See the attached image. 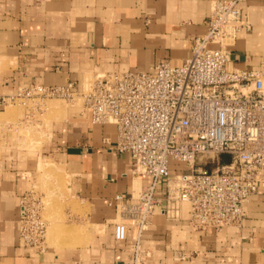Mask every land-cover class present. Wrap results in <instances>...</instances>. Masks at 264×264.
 <instances>
[{"label":"crops","instance_id":"0c3cea01","mask_svg":"<svg viewBox=\"0 0 264 264\" xmlns=\"http://www.w3.org/2000/svg\"><path fill=\"white\" fill-rule=\"evenodd\" d=\"M211 0H0L1 95L34 83L81 89L87 73L180 64L193 37L205 31ZM241 23L249 30L228 50L238 68L264 70V0H242ZM56 156L72 175L71 190L89 204V239L60 252L31 251L17 235L20 200L32 182V155L5 145L0 153V264L126 263L134 233L113 239L114 197L127 194L145 176L133 177L126 155L109 149L113 125H93L84 111L61 126ZM106 140V141H105ZM107 143H110L109 145ZM172 167H174L172 165ZM240 228L220 233L189 227L187 209L167 219L155 208L141 238L144 264H264V188L244 205Z\"/></svg>","mask_w":264,"mask_h":264},{"label":"built area","instance_id":"2783aa9c","mask_svg":"<svg viewBox=\"0 0 264 264\" xmlns=\"http://www.w3.org/2000/svg\"><path fill=\"white\" fill-rule=\"evenodd\" d=\"M240 1L211 0L205 31L180 64L96 75L87 89L28 83L0 96L3 110L15 101L80 95L91 124L114 126L109 149L149 182L114 197V241L125 242L129 229L134 236L129 261L113 264L146 262L141 238L155 208L171 220L186 208L189 227L220 233L242 226L244 205L264 188V70L234 66L228 50L249 30ZM40 204L28 193L20 201L17 235L31 251L45 249Z\"/></svg>","mask_w":264,"mask_h":264},{"label":"rangeland","instance_id":"374dc122","mask_svg":"<svg viewBox=\"0 0 264 264\" xmlns=\"http://www.w3.org/2000/svg\"><path fill=\"white\" fill-rule=\"evenodd\" d=\"M3 69L0 61V73ZM105 73H87L81 88L87 89L96 75ZM81 113L84 109L80 95H74L72 100L36 97L24 104L15 101L0 110V153L5 145L15 146L35 159L27 193L41 203V215L47 224L44 246L56 252L84 243L95 229L88 218L89 204L71 190L72 175L54 151L61 126ZM140 186L136 180L133 189ZM117 221L115 214L113 222Z\"/></svg>","mask_w":264,"mask_h":264},{"label":"bare ground","instance_id":"6f19581e","mask_svg":"<svg viewBox=\"0 0 264 264\" xmlns=\"http://www.w3.org/2000/svg\"><path fill=\"white\" fill-rule=\"evenodd\" d=\"M40 166H41V165H40ZM40 166H39V167H40Z\"/></svg>","mask_w":264,"mask_h":264}]
</instances>
